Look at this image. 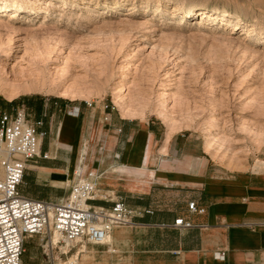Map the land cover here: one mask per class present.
Here are the masks:
<instances>
[{
  "label": "rangeland",
  "instance_id": "obj_1",
  "mask_svg": "<svg viewBox=\"0 0 264 264\" xmlns=\"http://www.w3.org/2000/svg\"><path fill=\"white\" fill-rule=\"evenodd\" d=\"M6 1L23 10L0 13V103L16 89L74 92L86 107L194 133L231 169L263 167L264 0ZM74 245L53 250L57 264L80 259L86 241ZM24 249L47 261L46 238Z\"/></svg>",
  "mask_w": 264,
  "mask_h": 264
},
{
  "label": "crops",
  "instance_id": "obj_2",
  "mask_svg": "<svg viewBox=\"0 0 264 264\" xmlns=\"http://www.w3.org/2000/svg\"><path fill=\"white\" fill-rule=\"evenodd\" d=\"M6 102L0 113L24 110L31 123H41L40 154L49 156L27 164L21 195L60 202L76 173L93 171L89 205L110 209L121 201L134 212L106 243L86 242L77 264H264V165L231 169L194 133L169 132L159 119L122 116L112 107L27 93ZM93 143L99 149L86 153ZM191 202L204 214L189 213ZM180 217L196 226L172 227Z\"/></svg>",
  "mask_w": 264,
  "mask_h": 264
},
{
  "label": "built area",
  "instance_id": "obj_3",
  "mask_svg": "<svg viewBox=\"0 0 264 264\" xmlns=\"http://www.w3.org/2000/svg\"><path fill=\"white\" fill-rule=\"evenodd\" d=\"M40 124L31 123L24 110L14 114L0 113V264H23L26 241L38 236L46 238L47 264H57L59 258L53 255L54 249L59 256H66L73 244L80 240L104 244L112 229L129 224L134 213L121 201L110 209L89 205L96 197L98 176L93 171L76 173L69 196L63 201H40L21 195L18 188L27 164L34 158H49L46 153L40 154L37 133ZM187 209L194 215L205 212L194 202L188 203ZM195 226L181 217L172 225L178 229ZM54 234L58 235L56 243L52 241ZM217 257L223 258V254ZM63 264H77V259H68Z\"/></svg>",
  "mask_w": 264,
  "mask_h": 264
},
{
  "label": "bare ground",
  "instance_id": "obj_4",
  "mask_svg": "<svg viewBox=\"0 0 264 264\" xmlns=\"http://www.w3.org/2000/svg\"><path fill=\"white\" fill-rule=\"evenodd\" d=\"M27 3H29V4H34L33 3V1H28ZM115 9V8H114ZM23 10V7H22V5H21V3L18 1V2H16V3H9V2H7L6 0H0V13L1 12H4V11H7V12H11V13H17V12H20V11H22ZM120 10V9H119ZM115 11V10H114ZM5 13V12H4ZM20 13H22V12H20ZM201 13H203V12H201ZM203 14H201V16H202ZM223 16L224 15V13L223 14H220V16ZM189 16H190V14H189ZM25 17V16H24ZM185 17H181V20L182 19H184ZM217 18H212V20H211V22H214L215 20H216ZM24 92H28V90L27 89H16V90H12V91H10L7 95H6V97H7V99H10V98H13V97H15V96H17V95H19V94H21V93H24ZM61 97H65V98H71V99H73V98H76L78 95H76L74 92H69V91H65V92H61ZM207 142L209 141L208 139L206 140ZM206 141H205V143H206ZM211 141V140H210ZM207 146H209L208 144H206ZM58 240V235L57 234H54L53 235V237H52V241H53V243H56V241ZM83 248V247H82Z\"/></svg>",
  "mask_w": 264,
  "mask_h": 264
},
{
  "label": "trees",
  "instance_id": "obj_5",
  "mask_svg": "<svg viewBox=\"0 0 264 264\" xmlns=\"http://www.w3.org/2000/svg\"><path fill=\"white\" fill-rule=\"evenodd\" d=\"M21 99H23V98L21 97L19 100H13L11 103H7V102L5 101V103H7V104H15V103H17V101H20Z\"/></svg>",
  "mask_w": 264,
  "mask_h": 264
}]
</instances>
